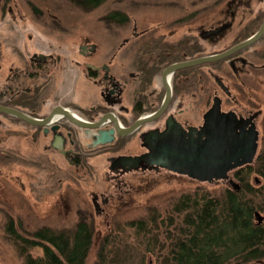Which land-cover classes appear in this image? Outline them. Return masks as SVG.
I'll use <instances>...</instances> for the list:
<instances>
[{"label": "flooded vegetation", "instance_id": "af4514ba", "mask_svg": "<svg viewBox=\"0 0 264 264\" xmlns=\"http://www.w3.org/2000/svg\"><path fill=\"white\" fill-rule=\"evenodd\" d=\"M80 1L0 0L4 3L3 7L9 3L6 11H9L12 23L7 21L8 26L13 24L15 28L20 27L18 18H29L27 26H35L37 31L35 35L30 33L29 44L33 50L29 49V44L27 48H20L7 43L6 37L9 38L10 32L3 34L4 37L0 36V72L4 66L8 69L6 79L0 83V104L48 120L40 124L32 123L0 111V127L9 129L10 124L5 122V118L22 122L26 127L25 133L19 130L14 133L26 138L27 142H39L40 146L45 144V152L49 150L57 154L60 161H66L75 171H82L87 167L86 163L90 165L92 158L105 155L106 175L112 182V190L116 192L91 191L94 209L90 213L95 219L104 217L111 227L120 220L121 213L118 212L121 210L117 209L124 203L123 198L140 190L142 176L152 172L186 176L200 182L221 181L226 183L227 188L239 190L236 173L249 164L230 169L223 178L201 180L187 172L190 166L185 165L188 158L185 155L189 152L184 147L192 139L204 141L207 138L206 116L212 111L216 117L231 112L225 119L232 121L236 131L241 127L248 130L255 128L259 135V149L258 120L263 110L255 109L252 102L248 110L244 109L235 94L239 84L243 86L245 74L255 67L253 55L250 52L245 54L252 45L224 58L179 67L167 77L164 72L171 63L223 51L213 47L221 43L226 31L233 27L235 12L232 13L234 20L219 21L208 28L185 27L189 22L187 20H190L188 15L176 20L182 22L178 23L180 26L184 24L181 28L171 25L174 20L159 21L156 26L148 28L142 27L141 21L137 18L132 20L129 13L119 9L107 15L115 25L109 28V35L117 38V42L105 44L96 43L88 34H74V30L69 29L75 28L74 24L68 27L61 22L62 16L57 14L56 9H60L64 3L77 8L82 4ZM22 7H28L30 11H22ZM85 7L95 8L93 5ZM253 19L243 18L236 25L239 29L237 34L244 36ZM62 40L69 43L60 52L58 49L62 48L57 46ZM208 46L212 48L211 52L207 51ZM9 48L13 53L16 50L24 59V67L18 68L8 60L3 64L2 52ZM58 70L66 79L59 88L66 85L68 79L71 81L69 91L56 89L52 92L54 84L51 81ZM23 78H34V82L29 86L23 85L20 82ZM38 79L43 81L38 82ZM167 92L170 99L164 105ZM69 112L87 123L99 124L80 125L71 119ZM148 114L154 117L143 120L129 132L122 133L118 127L119 124L130 127ZM111 127L115 130L114 137L102 144H95V134ZM165 142L169 143L167 146L174 152L173 155L164 157L156 154V145L165 146ZM120 156L133 158L130 162L122 163ZM38 157L46 158L41 154ZM75 174L71 171L68 176L72 179ZM66 196L61 203L64 209L76 208L78 204L73 201L72 194Z\"/></svg>", "mask_w": 264, "mask_h": 264}, {"label": "rangeland", "instance_id": "374dc122", "mask_svg": "<svg viewBox=\"0 0 264 264\" xmlns=\"http://www.w3.org/2000/svg\"><path fill=\"white\" fill-rule=\"evenodd\" d=\"M2 5L4 3L0 2V36L4 37L3 34L6 35L7 32H10L9 38L6 37L7 43L16 44L20 48H27L30 33L35 35L37 32L35 26L33 28L27 26L29 18L27 20L18 18L20 27L15 28L13 24L8 26L7 21L12 23L9 11H6L9 3L5 7ZM79 5L77 8H73V6L64 3L60 9H56L57 14L62 16L61 22L68 27L74 24L75 28H69L74 30V34L75 32L78 35L88 34L96 43L105 44L117 42V38L112 34L109 35V28H113L115 25L113 20L107 18V15L119 9L129 13L132 20L137 18L141 21L142 27L148 26V28L156 26L159 21L172 22L173 20L171 25L181 28L184 24L180 26L178 24L180 21L176 22V20L183 15L190 17V20H187L189 22L185 24V27L188 25L190 28H208L216 22L223 20L229 22L235 17L233 27L226 31L221 43L213 47L216 50H224L242 38L244 39L237 34L239 29L236 26L243 21V18L246 17L247 20L249 17H254L255 21L260 18L258 25L264 18V0H105L93 9L83 7V4ZM22 11L28 12L30 10L28 7H22ZM233 12H235L234 17L232 16ZM258 27L255 26L252 33L258 30ZM67 42L68 40H62L58 43L57 48H62L58 49L60 52H63ZM251 47L245 54L250 52L249 54L253 55L252 60L255 67L250 68L249 72L245 74L243 86L239 84L235 94L240 106L244 109L247 108L248 110L249 106H252L250 104L252 102L255 109L263 110L258 120L260 141L257 157L264 147V57L261 54V50L264 52V39ZM29 49L33 50V46L30 45ZM211 50L212 48L208 46L207 51L211 52ZM2 53L3 64L8 60L13 61L18 68L24 67V59L16 50L13 53L9 48L8 51ZM74 56L80 58L77 55ZM4 67L3 71L0 72V83L6 79L8 69H6L7 66ZM228 68L226 66V69ZM62 74L58 70L55 79L51 81L54 84L52 92H55L56 89L58 91L70 90L71 81L68 79L66 85L59 88L64 79ZM37 81L42 82L43 80L38 79ZM20 82L29 86L34 82V78H23L20 79ZM5 120L10 126L9 129L0 127V264H23L24 262L23 246L21 242H16L11 234L8 228L9 223L12 222V227L21 236L31 239L35 231L42 226L56 231H64L73 229L76 223L85 220L92 224L94 229V241L88 254V262L94 263L96 261V254L112 230V236L114 238V235L117 234L118 242L108 248L111 254H115L114 250L118 245L121 249L120 259L126 258L128 264H159L158 249L148 250V246L140 242L142 237L134 232V228L130 227L129 223L135 218L147 215L152 207H156L162 215H166L167 209L173 208L181 196L204 192L221 196L227 188L225 182H200L186 176L168 175L165 172H152L150 175H143L140 181L142 183L141 189L134 192L133 195H127L123 198L124 203L120 209H117L121 210L118 212V214L121 213L120 220L114 223V227H111L105 222L104 217L95 219L90 213L94 209L91 191H115L112 190V182L106 175L105 155L94 157L91 161L89 159L90 165L86 163L87 167L83 168L82 171L81 169L75 171L66 161H60L57 154L49 150L45 152V144L40 146L39 142H27L26 138L14 133L18 130L25 133L26 127L22 122L10 121L6 118ZM39 154L46 156V158L40 159ZM71 171L76 173V178L71 179L68 176ZM86 171H89L88 174ZM86 176L88 179H85ZM59 179L60 181H58ZM247 180L253 187H259L263 182L261 175L254 171L247 175ZM236 181H238L240 189L242 181L239 179ZM67 194L68 196L72 194L73 201H77L76 208L64 209L61 203ZM125 202L131 204L126 205ZM256 211L264 214V206ZM255 221L258 222L256 215ZM118 226L121 230H117ZM152 241L156 242L155 240ZM29 251L36 256L43 254L41 246L30 247ZM115 256L117 255L115 254ZM228 264L236 263L232 261Z\"/></svg>", "mask_w": 264, "mask_h": 264}, {"label": "trees", "instance_id": "16d2710c", "mask_svg": "<svg viewBox=\"0 0 264 264\" xmlns=\"http://www.w3.org/2000/svg\"><path fill=\"white\" fill-rule=\"evenodd\" d=\"M104 1L80 2L96 7ZM259 22L260 18L253 19L249 30L241 37L247 38L252 28L260 26ZM263 39L264 35L252 45ZM252 163L236 173L242 181L239 190L226 188L221 196L208 192L184 195L173 208L167 209L166 215L152 207L147 215L135 218L129 226L142 237L140 242L147 245L148 250L158 249L159 264H228L232 261L264 264V220L258 223L254 215L255 210L264 206V147ZM253 171L263 178L259 187H253L247 180V175ZM8 226L16 242L23 246V264H128L126 258L120 259L118 245L114 250L117 256L108 250L118 242L112 230L96 254V261L88 262L94 229L85 221L64 231L42 226L31 239L21 236L12 222ZM117 230H121L119 226ZM34 246H41L43 254L33 255L29 248Z\"/></svg>", "mask_w": 264, "mask_h": 264}, {"label": "water", "instance_id": "95a60500", "mask_svg": "<svg viewBox=\"0 0 264 264\" xmlns=\"http://www.w3.org/2000/svg\"><path fill=\"white\" fill-rule=\"evenodd\" d=\"M264 35V18L258 30H256L253 34L249 35L247 38L242 39L241 41L235 43L228 49H225L218 53H213L209 55H205L203 57L186 60L182 62L171 63L165 69V76L171 75L174 70L179 67L192 65L199 62H210L220 58H224L230 56L231 54L245 48L246 46H250L251 44L258 41ZM170 92V88H169ZM168 93L167 98L163 104L165 105L170 99V93ZM0 111L8 114L17 115L26 121L32 123H44L48 120L39 119L32 117L30 114L16 109L14 107L6 106L0 104ZM214 112L210 111L209 116H206V130L208 131V136L204 141L199 140H191L186 142V147H184L185 151L188 150L189 154L186 153L185 156L188 155V158L185 162V165L190 166L189 172L190 176L197 177L201 180H212L213 178H223L226 176L227 172L232 168H236L245 164H250L254 162L256 157V151L258 149V131L255 128H245L241 127L239 131H236V128L232 124V121L225 119V116L231 114L230 113H222L217 117L213 115ZM71 119L78 122L80 125H97L98 123H87L86 121L78 118L74 113H68ZM154 117L152 114H148L146 116H142V118L138 119L132 126L124 127L120 126L122 133L129 132L133 130L137 125H139L143 120L151 119ZM228 127H227V126ZM115 130L111 127L109 130H101L97 134H95L94 143H103L107 142L114 137ZM161 145H156V154L159 156L166 157L167 154L173 155L174 152L169 148V143L165 142ZM132 156H120L119 159L122 163L132 160ZM139 160V159H137ZM162 164V162H160ZM255 215L258 219V223L263 222L264 214L260 211H256Z\"/></svg>", "mask_w": 264, "mask_h": 264}]
</instances>
